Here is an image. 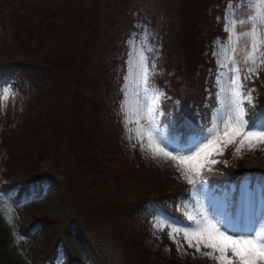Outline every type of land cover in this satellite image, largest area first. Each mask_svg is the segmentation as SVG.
<instances>
[{
    "label": "rangeland",
    "instance_id": "obj_1",
    "mask_svg": "<svg viewBox=\"0 0 264 264\" xmlns=\"http://www.w3.org/2000/svg\"><path fill=\"white\" fill-rule=\"evenodd\" d=\"M120 2L111 0L107 5L108 21L116 31L99 42L97 53L105 66L106 84L99 82L95 95L101 112L95 123L86 125L87 129L97 128L101 149L109 151L107 158L114 159L106 166L116 174L122 172L107 183L111 199L106 204L83 193L86 183L79 175L76 157L67 156L64 143L54 155V143L47 139L51 130L39 126L49 103L39 102L36 90L16 73L0 81V264H37L32 251L46 247L47 251L54 249V255L45 264H64L68 257L72 258L70 264H141V254L148 257L149 264H218L214 256L219 253L206 255L212 252L210 248L201 244L197 251L195 241L190 247L185 240L189 225L197 221L203 224L205 217L221 231L227 228V235L237 234L233 238L264 235V182L247 176L237 184L218 186L212 185L208 176L219 165L235 168L241 163L253 171L264 168L261 123L243 128L239 135L234 129L241 125L234 118L227 126L223 123L233 112L234 91L239 84L243 85L239 89L243 96L251 93V102H243L244 121L247 110L264 91V27L253 32V22L248 20L251 16L264 25V0H221V6H216L219 12L214 14V22L221 33L204 45L202 53L212 64L211 71L206 68L212 76V93L209 87L204 89V106L210 113L203 133L182 143L187 147L196 144L191 152H174L161 143L165 138L172 140L173 146L181 143L179 135L169 133L161 124L160 103L168 95L155 79L163 74L162 39L171 19L167 0H128L124 29L119 27L124 12ZM80 3L21 0L22 5L15 10L4 12L0 0V64L9 59L24 62L44 58L59 50L71 59L76 51L71 35L79 29L76 10ZM241 20L245 23H239ZM68 66L65 63L64 73L54 81L51 94L55 101L51 104L63 105L67 100L64 92L72 89L68 86ZM82 90L79 84L78 91ZM248 131L257 135L246 139ZM65 162V167L76 173L77 186L56 176ZM27 167L35 170V175L55 174L56 179H45L30 190L31 197L16 203L22 197ZM9 180L16 184L7 188L5 195L3 187ZM57 183L61 185L59 202L54 194ZM180 185L189 188L188 194L178 198L168 212L151 203L129 216L116 210L115 198L139 197ZM225 203L232 215L222 219L219 212ZM30 214L41 215L43 220L25 230L22 226L25 219H31ZM141 242L143 248L138 250Z\"/></svg>",
    "mask_w": 264,
    "mask_h": 264
},
{
    "label": "trees",
    "instance_id": "obj_2",
    "mask_svg": "<svg viewBox=\"0 0 264 264\" xmlns=\"http://www.w3.org/2000/svg\"><path fill=\"white\" fill-rule=\"evenodd\" d=\"M1 1L4 4V12H11L22 5L21 0ZM109 1L111 0H81L76 10L80 20L79 29L71 35L76 49L71 59L59 50L44 58L29 59L24 62H14L9 59L0 64V81H5L9 75L16 73L18 78L26 79L36 90L39 102L43 100L49 103L48 111L42 117L39 126L46 125L51 130L47 139L54 143V155L58 154L56 150L59 149L60 143H64L68 152L67 156L74 154L76 157L79 175L86 183L83 193L93 199L101 198L104 204L111 199L107 192V183L110 179L119 177L122 172L116 174L111 167L106 166L108 163L113 164L114 159L107 158L109 151L101 149L99 145L101 136L98 135L97 128L92 126L94 129H87L86 125L89 122L95 123V117L102 109L95 95L98 83L106 84L105 66L98 57L97 48L100 40H107L116 31L115 25L108 21ZM220 3L221 0H167L171 19L162 39L163 74L155 79L169 97L160 103L163 114L161 124L165 125L169 133L179 135L181 143H184L192 134H202L206 128L210 109L204 106L206 103L204 97L207 94L204 88L209 87L212 93V76L206 72L207 67L210 71L212 70V64L208 63L202 53L205 51L204 45L214 35L221 33V28L214 22V14L219 12L216 6H221ZM120 4L124 12L123 22L119 24V27L124 29L123 23H126L129 7L128 0H121ZM65 63L69 65L66 74L69 76L68 86L71 85L72 89L64 92L67 100L63 101V105L57 106L59 102L51 104L55 101L51 92L56 86L54 81L60 77L61 73H64L62 70ZM261 78L264 77L261 76ZM165 82L168 84L164 85ZM79 84L83 86L82 92L78 91ZM256 100L255 106L247 110V121L249 124L259 121L262 125L264 124V91ZM65 165L66 162L62 165L63 171L56 176L61 181L69 182V185L77 186L79 182H77L76 173L73 169L71 171V168L67 169ZM32 170L27 167L24 171L26 181L23 183L22 197L16 203L31 197L30 190L42 185L45 179L50 177L51 180L56 179L55 174L35 175V170ZM208 176L212 185L218 186H223L227 182L237 184L247 176L256 182H264V168L258 167L256 171H253L241 163H238L235 168L219 165ZM15 184V180H9V184L3 187V193L7 195L9 192L7 188ZM60 188L61 185L57 183L54 194L58 202L62 196ZM188 190L186 185H180L152 191L139 197L121 196L115 198L114 202L118 204V209H116L117 206L114 208L117 212H121V215L129 216L131 212L139 210V207L141 209L146 203H155L161 210L168 212L173 209L178 198L187 196ZM30 216L31 219H25L22 226L25 230L32 228L37 221L43 220V216L38 214H30ZM142 246L141 242L138 250H142ZM46 249L47 247L41 251H32L37 264H45L49 261V257L54 255V249L48 251ZM70 259L72 258L68 257L64 264H70ZM140 259L141 264H149L147 256L141 254ZM152 264L159 263L155 261Z\"/></svg>",
    "mask_w": 264,
    "mask_h": 264
},
{
    "label": "snow or ice",
    "instance_id": "obj_3",
    "mask_svg": "<svg viewBox=\"0 0 264 264\" xmlns=\"http://www.w3.org/2000/svg\"><path fill=\"white\" fill-rule=\"evenodd\" d=\"M248 20L253 22V32L257 31L260 27H264V25L258 24L251 16L248 17ZM239 23L244 24L245 21L241 20ZM241 35L246 36L248 33H242ZM234 71L238 72L239 69H234ZM249 71L252 72L254 69H249ZM233 85H237L236 78L233 79ZM242 87L243 85L239 84L235 89L234 99L232 101L233 112L223 122L227 126L234 118L236 123L241 125L240 129H234L236 135H239L243 128L256 127L255 122L249 125L247 121L243 120V102L245 100L249 103L251 102V93H248L247 96H243V94L239 91ZM152 111L153 109L150 108L149 112ZM209 131L211 132L212 129ZM256 135L257 133L248 131L245 138L251 139ZM259 137L264 139V124L261 125ZM241 142L243 143V141ZM161 143L164 144L165 148L171 147L174 152L182 149L191 152L193 148L196 147V144H192L191 147H187L178 141L175 142V146H173V141L168 138L162 140ZM191 182V179H189V183ZM219 215L222 219L229 218L232 215V209L227 203L223 205ZM212 219L215 220L216 217L213 216ZM221 227H223L222 224ZM227 232V228L221 231L216 224H212L207 221V218L205 217V222L203 224L197 221L189 225V229L185 230L184 235L185 240L188 242L190 247L193 246V241H195L197 251H199V247L202 244L205 248H210L212 250L211 253H206V255L219 253V255L214 256L218 264H264V235L250 233L246 235H249L252 238L241 239L233 238V236L237 234L227 235ZM228 252L232 253L231 257L227 255Z\"/></svg>",
    "mask_w": 264,
    "mask_h": 264
},
{
    "label": "bare ground",
    "instance_id": "obj_4",
    "mask_svg": "<svg viewBox=\"0 0 264 264\" xmlns=\"http://www.w3.org/2000/svg\"><path fill=\"white\" fill-rule=\"evenodd\" d=\"M213 1H215V0H213ZM218 3V2H217ZM73 20V19H72ZM68 22H70V21H68ZM108 24H109V22H107ZM72 24V23H71ZM70 24V25H71ZM109 26V25H108ZM107 28V27H106ZM108 29V28H107ZM106 33V32H105ZM104 36V35H103ZM100 40V39H99ZM101 41V40H100ZM99 46V45H98ZM100 48V47H99ZM98 49V48H97ZM44 55V54H43ZM45 56V55H44ZM98 57H100V56H98ZM63 67V66H62ZM62 69V68H61ZM64 70V69H63ZM82 83V82H81ZM81 85V84H80ZM48 86V85H47ZM50 87H51V85H50ZM49 87V88H50ZM139 209H140V207H139ZM141 210H142V208H141ZM136 211V210H135ZM133 213V212H132ZM132 215V214H131ZM116 222H118V221H116ZM115 224V223H114ZM118 225V224H117ZM118 228H120L119 226H118ZM126 229V228H125ZM133 235V234H132Z\"/></svg>",
    "mask_w": 264,
    "mask_h": 264
}]
</instances>
